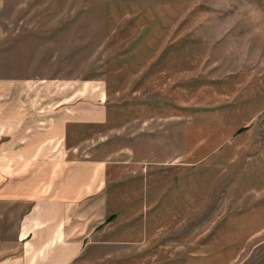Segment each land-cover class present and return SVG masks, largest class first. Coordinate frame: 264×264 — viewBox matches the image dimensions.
<instances>
[{"label":"rangeland","instance_id":"374dc122","mask_svg":"<svg viewBox=\"0 0 264 264\" xmlns=\"http://www.w3.org/2000/svg\"><path fill=\"white\" fill-rule=\"evenodd\" d=\"M14 102L34 131L66 121L65 146L91 157L110 156L128 122L148 117L172 128L176 153L192 148V166L172 171L176 185L191 182L192 203L162 211L144 242L81 264H264V0H0L4 116ZM103 107L106 123H79ZM39 165L0 169V188L11 176L36 194L48 177ZM27 206L1 201L0 257L17 248Z\"/></svg>","mask_w":264,"mask_h":264},{"label":"crops","instance_id":"0c3cea01","mask_svg":"<svg viewBox=\"0 0 264 264\" xmlns=\"http://www.w3.org/2000/svg\"><path fill=\"white\" fill-rule=\"evenodd\" d=\"M4 104L0 103V169L27 172L40 163L48 177L34 195L20 188L28 186L27 179L22 183L10 176L9 190L0 188V203H28L14 231L17 248L0 257V264H81L88 251L105 245L144 242L160 229L162 211L165 218L172 217L176 203H192L191 182L187 185L184 175L176 185L172 176L173 170L192 166V148L176 153L167 137L172 128L161 130L159 117L128 122L133 129L126 133L122 127L120 146L108 148L110 156L99 158L91 157L88 145L65 146L66 121L34 131L27 126L31 115L22 106L12 103L4 116ZM85 113L88 117L79 123L102 124L108 117L106 107ZM161 131L167 133L162 146ZM105 137L107 141L112 136ZM80 151L87 153L86 159L73 157Z\"/></svg>","mask_w":264,"mask_h":264},{"label":"trees","instance_id":"16d2710c","mask_svg":"<svg viewBox=\"0 0 264 264\" xmlns=\"http://www.w3.org/2000/svg\"><path fill=\"white\" fill-rule=\"evenodd\" d=\"M244 130V128H241V129H239L238 131H243Z\"/></svg>","mask_w":264,"mask_h":264}]
</instances>
